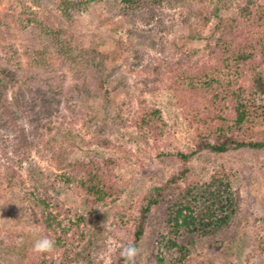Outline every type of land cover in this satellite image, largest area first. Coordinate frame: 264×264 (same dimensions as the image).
I'll return each instance as SVG.
<instances>
[{
	"label": "trees",
	"instance_id": "obj_1",
	"mask_svg": "<svg viewBox=\"0 0 264 264\" xmlns=\"http://www.w3.org/2000/svg\"><path fill=\"white\" fill-rule=\"evenodd\" d=\"M49 1L58 3L67 26L62 21L55 23L53 14L44 12L42 18L25 3L14 15L18 26L33 25L41 30L40 45L30 54L29 65L48 74L61 68L71 73L72 83L62 82L49 91L34 90L18 78V51L8 43L11 26L0 17V186L19 193L30 226L40 238L46 236L56 243L53 252L36 253L32 247L20 248L15 237L0 232V247L18 252L10 264H105L106 259L111 264H125L118 251L108 253L109 241L135 243L140 248L146 235L145 264H201L198 249L203 241L234 254L239 244L229 238V232L244 212L246 189L237 186L233 168L224 165L199 174L192 161L205 151L224 154L264 148V0H238V14L233 17L222 16V2L215 3L211 17L218 24L212 43L202 54L185 52L176 58L161 41L157 50L162 57L142 63L144 53L138 51L132 67L145 75L142 85L179 95L176 114H186L184 123L192 133L188 149L162 141L168 119L160 108L140 118L134 116L135 125L117 119L116 131L110 129L116 121L112 117H93L98 127L90 123L91 139L65 125L63 108L75 112L72 104L90 97L89 70L98 71L104 86L116 71H108V53L77 46L70 29L86 5L101 0ZM121 1L122 18L134 30L142 26L141 31L150 33L172 32L185 17L180 14L175 19L170 9L192 6L191 0ZM33 2L41 4L42 0ZM54 61L61 67L54 66ZM159 119L165 123L160 124ZM115 132L134 134V144L153 149L160 162L178 165L166 180L120 210L116 206L124 181L119 158L99 153L113 141L119 143L113 137ZM167 136L169 141L171 134ZM64 191L82 198L88 212L69 208L60 197ZM105 207H114L115 213L99 240L105 243L101 249L93 221L95 212ZM236 253L242 256L240 250ZM250 256L258 259L256 264H264V251L249 250L245 257Z\"/></svg>",
	"mask_w": 264,
	"mask_h": 264
},
{
	"label": "rangeland",
	"instance_id": "obj_2",
	"mask_svg": "<svg viewBox=\"0 0 264 264\" xmlns=\"http://www.w3.org/2000/svg\"><path fill=\"white\" fill-rule=\"evenodd\" d=\"M237 1L191 0L189 4L192 6L188 8L172 7L170 11L174 14V18L179 19L182 15L185 20L177 22L170 33L141 31L142 26L134 30L130 22L121 16V7L124 5L121 0H101L86 5L74 25L70 26L75 44L82 48H97L108 53L110 55L108 71L114 70L116 73L104 86L98 71L94 68L89 70L87 84L91 90L90 97L75 101L72 104L76 109L75 112L70 111L69 107L63 108L62 116L65 115V121H68L65 125L74 126L85 138L91 139L90 123L94 128L98 127L93 117L99 119L112 117L116 121L110 129L116 131L117 119L122 117L123 120L133 122L135 125L134 116L140 118L160 108L163 110V117L168 119V126H165L166 137L162 141L171 142L180 149H188L191 145L192 133L184 123L186 114H181L182 117L176 114L175 103L180 106L179 95L165 90L157 92L146 89L141 83L145 75L140 72V68L135 70L132 64L138 51L144 53L142 63L162 57L157 50V45L161 41L168 45L176 58L185 52L202 54L212 43L213 33L218 24V19L211 17L214 4H222L220 10L222 16L233 17L238 14ZM22 3L34 8L42 18L44 12L53 14L55 23L59 24L62 21L67 26V21L56 2L42 0L41 4H36L33 0H0V17L7 20L12 30L8 43L18 51L19 57L15 59L19 69L18 78L34 90L43 91H49L50 87H60L62 82L65 85L72 83L71 73L66 68L48 74L29 65V56L40 45L42 35L41 30L36 26L29 25L22 28L15 23L14 15L21 11ZM1 51L0 45V55ZM59 63L54 61V66L61 67ZM8 98H12L10 91ZM159 122L165 123L162 119H159ZM169 133L171 137L168 141L166 138ZM113 137H117L119 143L113 141L109 149L99 153L119 158L118 170L124 181L123 194L116 206V210H120L135 203L155 183L166 180L178 165L175 161L160 162L155 157L153 149L143 144L142 148L139 143L134 144V134L127 132L125 136H120L115 132ZM94 154L95 151H89L90 156ZM192 165L199 174H205L215 168L219 169L224 165L229 166L237 171V186L242 185L246 189L244 212L229 232V238H235L239 244L236 252L240 250L242 256L236 252L229 255L225 247L219 249L210 241H203L198 249L199 261L201 264H236L234 262L237 260L239 264H245L247 259L246 264H256L257 258L245 257V255L253 249L258 252L264 251L262 248L264 246V148H242L224 154L205 151L192 161ZM60 197L69 208H79L82 212L89 210L86 202L76 194L64 191ZM114 211V207H105L95 212L93 231L101 249L105 248V243L99 240L103 238V231L110 226ZM0 227L1 234L15 237L20 248H33L35 241L40 238L22 212L19 193L5 186H0ZM148 244L149 235H146L140 247L141 253L137 257V264H145ZM17 257V250L0 247V264H10Z\"/></svg>",
	"mask_w": 264,
	"mask_h": 264
},
{
	"label": "clouds",
	"instance_id": "obj_3",
	"mask_svg": "<svg viewBox=\"0 0 264 264\" xmlns=\"http://www.w3.org/2000/svg\"><path fill=\"white\" fill-rule=\"evenodd\" d=\"M108 253L118 251L125 264H137V257L140 256L141 248L135 243L120 244L115 240L109 241ZM55 240L49 237H42L35 241L33 251L36 253H51L55 250ZM105 264H111L110 260L106 259Z\"/></svg>",
	"mask_w": 264,
	"mask_h": 264
}]
</instances>
